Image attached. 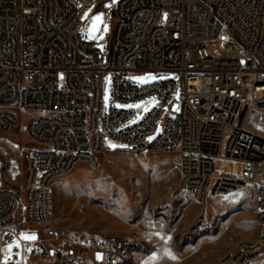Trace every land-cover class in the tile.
Returning a JSON list of instances; mask_svg holds the SVG:
<instances>
[{"label":"built area","instance_id":"1","mask_svg":"<svg viewBox=\"0 0 264 264\" xmlns=\"http://www.w3.org/2000/svg\"><path fill=\"white\" fill-rule=\"evenodd\" d=\"M80 12L72 0H0V130L20 125L16 106L45 114L27 123L32 146L22 187H0L1 237L15 247L7 264H16L19 247L32 250L31 228L52 224L55 184L80 164L99 168L106 138L132 154L171 155L179 189L196 203L254 188L261 237L221 264L264 260V134L248 126L254 114L264 120V0H121L106 65L96 41L80 32ZM160 73L180 76L179 102L172 101L175 80H130ZM108 75L113 99L106 107ZM148 99L155 106L127 126L137 111L119 104ZM166 107L173 116L150 139ZM218 163L243 171H218ZM133 245L129 237L73 238L54 256L56 264H129Z\"/></svg>","mask_w":264,"mask_h":264},{"label":"rangeland","instance_id":"2","mask_svg":"<svg viewBox=\"0 0 264 264\" xmlns=\"http://www.w3.org/2000/svg\"><path fill=\"white\" fill-rule=\"evenodd\" d=\"M72 1L81 9V34L84 39L96 41L100 59L106 65L115 11L121 0ZM97 16L99 20L95 19ZM168 18L167 12L159 16L161 22ZM221 36L230 40L231 34L223 32ZM210 49L214 53L220 50L219 39L211 41ZM138 77L141 76H131L130 80L139 85L175 80L172 101L181 100L179 75L160 73L146 77V81L137 80ZM112 82V75H108L104 85L106 107L113 99ZM154 106L151 99L136 105L119 104L120 108L137 111L127 126L137 123ZM13 111L20 125L9 131L0 130V187L20 189L25 177L24 156L32 146L27 123L45 114L24 111L19 106ZM170 116L173 113L166 107L150 139L161 134L162 124ZM248 126L264 134V120L259 121L257 114L251 117ZM17 152L20 154L16 155ZM98 159V169L80 164L55 184L54 220L40 231L32 250L24 249L29 264H38L40 258L50 255L49 250L73 238L97 241L113 237H129L134 241L129 264H221L228 254L239 251L243 243L257 242L261 237L254 188L208 197L200 204L179 189L180 172L171 155L132 154L126 145L106 138ZM223 167L230 172L234 169L237 175L243 171L242 164L235 168L229 163L217 164L218 171ZM2 242L0 233V246ZM261 253L264 256V248ZM21 254L16 264H20ZM255 264H264V260Z\"/></svg>","mask_w":264,"mask_h":264},{"label":"crops","instance_id":"3","mask_svg":"<svg viewBox=\"0 0 264 264\" xmlns=\"http://www.w3.org/2000/svg\"><path fill=\"white\" fill-rule=\"evenodd\" d=\"M43 228H40V227H33L31 228V236L30 237H35V239H32V240H35L37 241L38 238H39V233L40 231L42 230ZM2 239V237H1ZM3 241V240H2ZM19 256H20V253H22V259L20 260V264H29V258L25 256V254H23L25 251L19 247ZM57 249V248H56ZM55 249V250H56ZM15 250V247L13 245H10V244H7L5 243L4 241L2 242V245L0 246V264H7V261H6V256L11 254L13 251ZM55 250H49L50 252V255H48L47 257L45 258H40L38 260V264H55V257L53 256V251ZM52 254V255H51Z\"/></svg>","mask_w":264,"mask_h":264},{"label":"snow or ice","instance_id":"4","mask_svg":"<svg viewBox=\"0 0 264 264\" xmlns=\"http://www.w3.org/2000/svg\"><path fill=\"white\" fill-rule=\"evenodd\" d=\"M96 20H99L100 19V16H97L96 18H95ZM105 30H107L106 28H105ZM137 80H140V81H146L148 78H146V77H138V78H136ZM27 239H35V237L33 236V237H26Z\"/></svg>","mask_w":264,"mask_h":264},{"label":"water","instance_id":"5","mask_svg":"<svg viewBox=\"0 0 264 264\" xmlns=\"http://www.w3.org/2000/svg\"><path fill=\"white\" fill-rule=\"evenodd\" d=\"M178 106H179V104L178 103H175L174 111L178 109Z\"/></svg>","mask_w":264,"mask_h":264},{"label":"bare ground","instance_id":"6","mask_svg":"<svg viewBox=\"0 0 264 264\" xmlns=\"http://www.w3.org/2000/svg\"><path fill=\"white\" fill-rule=\"evenodd\" d=\"M262 135H263V134H262ZM19 154H20V153H18V152L16 153V155H19Z\"/></svg>","mask_w":264,"mask_h":264}]
</instances>
